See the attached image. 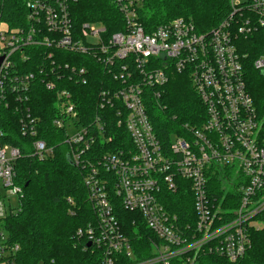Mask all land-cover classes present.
<instances>
[{"label":"built area","instance_id":"obj_1","mask_svg":"<svg viewBox=\"0 0 264 264\" xmlns=\"http://www.w3.org/2000/svg\"><path fill=\"white\" fill-rule=\"evenodd\" d=\"M76 1L23 0L25 25L15 29L0 13V108H9L19 120L20 150L42 161L55 148L38 138V119L28 106L31 83L39 77L47 91L56 93L52 126L64 131L70 161L83 171L96 216L76 235L104 250V264H113L115 254L130 264H193L206 253L236 264L251 246L250 233L261 228L258 216L264 211V114L247 91V54L242 52L244 41L259 45L253 67L264 73V0H229L228 16L207 32H197L182 18L145 30L139 21L145 0H109L121 20L107 36L102 24L74 26L71 6ZM30 47L46 51L37 72L20 73L13 57ZM54 51L87 56L104 68L112 82L99 92L97 107L113 111L127 143L110 145L114 136L101 115L85 125L80 121L72 93L59 82L87 85V67L59 62ZM30 58L22 52L19 57ZM172 72L187 74L206 119L198 126L184 125V134H173L165 144L149 118L150 99L161 108L159 90ZM4 137L0 128V264H15L19 245L10 242L5 219L18 211L22 198L15 182V163L22 154ZM95 142L106 150L93 151ZM213 177L221 180L219 187ZM179 194L184 200L191 197V214L181 217L168 210L174 206L167 201ZM113 199L137 213L156 238L148 259L135 261Z\"/></svg>","mask_w":264,"mask_h":264},{"label":"trees","instance_id":"obj_2","mask_svg":"<svg viewBox=\"0 0 264 264\" xmlns=\"http://www.w3.org/2000/svg\"><path fill=\"white\" fill-rule=\"evenodd\" d=\"M229 0H145L139 12V21L145 30L165 24L176 18L190 21L197 32H207L219 25L229 14ZM0 13L3 22L10 29L25 25L26 11L23 0H1ZM72 20L75 27L82 23L104 25L107 35L113 34L116 22L121 20L115 7L109 0H77L71 6ZM121 24V23H120ZM41 47L25 48L21 52L30 55L29 60L19 59L17 52L13 60L20 73L37 72ZM55 52L59 62L85 65L88 70L87 85H79L67 80L59 82L60 88H67L72 93L78 117L82 123H91L95 116L101 115V121L107 125L109 136H114L112 147L119 142L127 143L125 130L115 126L113 111L99 110V92L112 82L104 68L87 56H75ZM243 54H247L245 63V84L253 104L264 114V74L256 71L253 62L259 54V45L252 40L244 41ZM160 91L155 108L154 101L149 116L159 139L165 144L173 134L183 135V126L194 127L202 124L205 110L194 91L187 74L172 72L169 81ZM55 91H47L39 77L31 83L29 108L38 119V138L48 146H55L53 155L42 161L30 158L20 150L22 138L18 134V119L9 108H0V128L4 131V142L19 147L21 157L15 163V182L22 189V198L18 211L5 219L10 242L19 245L15 264H104L105 252L87 240L79 238L76 233L96 221L95 213L87 201L83 185V171L76 168L69 158L68 147L64 143V131L52 126L55 118ZM154 107V108H153ZM104 116H108L106 118ZM93 151L106 150L103 144L95 142ZM92 151V150H91ZM213 184L221 185L219 177L212 178ZM71 200V203H68ZM171 200H175L174 202ZM115 216L122 233L127 237L135 261H143L153 255L151 242L155 241L137 213L127 212L118 199H113ZM172 214L181 216L192 213V199L184 200L180 194L169 199ZM182 217V216H181ZM261 228L250 233L251 246L236 264H264V211L258 216ZM91 245V244H90ZM113 264H130L124 255L112 256ZM177 264L181 262L176 260ZM193 264H231L215 255L200 254Z\"/></svg>","mask_w":264,"mask_h":264},{"label":"rangeland","instance_id":"obj_3","mask_svg":"<svg viewBox=\"0 0 264 264\" xmlns=\"http://www.w3.org/2000/svg\"><path fill=\"white\" fill-rule=\"evenodd\" d=\"M234 1H243V0H234ZM95 27H98L97 25H94ZM10 202H11V205H12V207H14V208H17V201H16V199L15 198H10Z\"/></svg>","mask_w":264,"mask_h":264},{"label":"water","instance_id":"obj_4","mask_svg":"<svg viewBox=\"0 0 264 264\" xmlns=\"http://www.w3.org/2000/svg\"><path fill=\"white\" fill-rule=\"evenodd\" d=\"M2 59H3V58L1 57V58H0V63H1ZM263 74H264V73H263ZM90 246H91L90 244L87 245L88 248H89Z\"/></svg>","mask_w":264,"mask_h":264}]
</instances>
